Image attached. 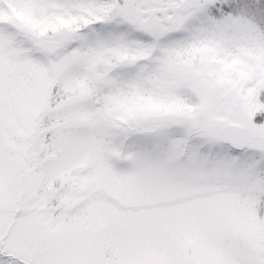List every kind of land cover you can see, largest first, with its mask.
<instances>
[{"label":"snow or ice","instance_id":"obj_1","mask_svg":"<svg viewBox=\"0 0 264 264\" xmlns=\"http://www.w3.org/2000/svg\"><path fill=\"white\" fill-rule=\"evenodd\" d=\"M0 264H264V0H0Z\"/></svg>","mask_w":264,"mask_h":264}]
</instances>
